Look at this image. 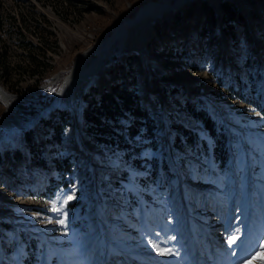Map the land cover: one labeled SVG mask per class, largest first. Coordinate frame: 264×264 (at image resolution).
I'll return each mask as SVG.
<instances>
[{
    "label": "rangeland",
    "instance_id": "374dc122",
    "mask_svg": "<svg viewBox=\"0 0 264 264\" xmlns=\"http://www.w3.org/2000/svg\"><path fill=\"white\" fill-rule=\"evenodd\" d=\"M153 1L161 0H0V87L18 100V119L51 108L80 56ZM219 2L188 0L154 26L144 55L114 56L77 94L78 123L59 108L0 148V264H249L259 253L264 0ZM129 82L154 136H136L129 148L97 145L85 112ZM7 112L0 97V134L12 131ZM217 143L227 160L215 158ZM230 236L239 239L229 245Z\"/></svg>",
    "mask_w": 264,
    "mask_h": 264
},
{
    "label": "bare ground",
    "instance_id": "6f19581e",
    "mask_svg": "<svg viewBox=\"0 0 264 264\" xmlns=\"http://www.w3.org/2000/svg\"><path fill=\"white\" fill-rule=\"evenodd\" d=\"M188 0H180L175 4L171 0L153 1L145 5L133 19L124 20L116 30L107 37L103 42L90 47L86 50L77 61L72 72L66 77L62 83L58 93L56 94L53 106L45 109L29 119L19 120L17 117L18 100L13 99L9 94L0 87V97L4 100L8 107L6 117L13 119L12 131L0 134V148H4L10 140L21 133L33 127L35 121L42 117L51 115L57 109L69 111L75 121L78 123L80 119V106L77 101V94L83 92L87 87L89 78L96 73H103L110 64L113 57L123 51H143L147 41L151 38L154 26L159 20L170 19L176 11H178ZM212 5L219 9V0H211ZM91 82V81H90ZM6 119L4 127L9 125L10 120ZM84 148L92 151L91 144H84ZM97 199V198H96ZM104 228V225H102Z\"/></svg>",
    "mask_w": 264,
    "mask_h": 264
},
{
    "label": "trees",
    "instance_id": "16d2710c",
    "mask_svg": "<svg viewBox=\"0 0 264 264\" xmlns=\"http://www.w3.org/2000/svg\"><path fill=\"white\" fill-rule=\"evenodd\" d=\"M231 19L240 18L236 11L234 13L229 10ZM224 17H226V12ZM4 29V19L0 14V32ZM22 33V32H21ZM23 35V34H22ZM34 44H27L28 48L32 47ZM6 53L3 52L2 57ZM32 61L37 65V60L35 58ZM41 63V62H39ZM19 69L24 71L22 65L18 66ZM36 68V66H35ZM31 72V71H30ZM29 72V74H30ZM35 70L29 75L31 77L35 76ZM129 84H133L132 86ZM127 83H117L111 86L110 92H103L100 95V98L96 101L92 110L86 111V123L96 134L93 138V141L102 147H114L115 145H121V147H130V142L135 141V137L142 135L148 137L154 136L153 131L155 130L154 121L150 116V111L146 108L140 106V97L138 96L137 89L134 82ZM41 84H37L30 88L31 90L37 89ZM191 112L194 116L200 119V122L211 134L215 135V130L212 125L210 118H205L203 115L195 113L191 108ZM125 119L129 122L128 127L122 125V120ZM180 134H185L188 142L190 144H197L196 135L190 136L183 126H178ZM60 132V131H59ZM178 134V136L180 135ZM32 137V136H31ZM29 139H32V138ZM128 138L129 141L127 139ZM55 138L57 142L61 141V138L58 137L56 133ZM118 138H120L118 140ZM204 143V142H203ZM222 143V142H221ZM207 144V142H205ZM215 144V150L212 148V152H215L216 159H228L229 151L227 150L226 144ZM207 147V145H206ZM209 147V146H208ZM220 148L223 150L221 151ZM214 155V154H213ZM8 228H11L10 225H7ZM32 240V238H30Z\"/></svg>",
    "mask_w": 264,
    "mask_h": 264
},
{
    "label": "snow or ice",
    "instance_id": "6c2138e0",
    "mask_svg": "<svg viewBox=\"0 0 264 264\" xmlns=\"http://www.w3.org/2000/svg\"><path fill=\"white\" fill-rule=\"evenodd\" d=\"M72 198H73L72 196H68V200H71ZM60 223L63 224L64 221L61 220ZM238 239H239V236H230L227 243L229 245L235 244ZM249 264H264V244L260 246L259 253L253 256V259L249 261Z\"/></svg>",
    "mask_w": 264,
    "mask_h": 264
},
{
    "label": "built area",
    "instance_id": "2783aa9c",
    "mask_svg": "<svg viewBox=\"0 0 264 264\" xmlns=\"http://www.w3.org/2000/svg\"><path fill=\"white\" fill-rule=\"evenodd\" d=\"M22 97H24V95H22ZM25 108L27 109H31V103L30 102H27L25 105H24Z\"/></svg>",
    "mask_w": 264,
    "mask_h": 264
}]
</instances>
